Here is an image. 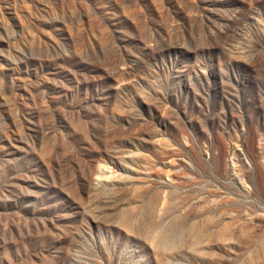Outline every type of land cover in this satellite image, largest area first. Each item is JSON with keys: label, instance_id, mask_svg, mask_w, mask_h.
<instances>
[{"label": "rangeland", "instance_id": "374dc122", "mask_svg": "<svg viewBox=\"0 0 264 264\" xmlns=\"http://www.w3.org/2000/svg\"><path fill=\"white\" fill-rule=\"evenodd\" d=\"M0 264H264V0H0Z\"/></svg>", "mask_w": 264, "mask_h": 264}]
</instances>
